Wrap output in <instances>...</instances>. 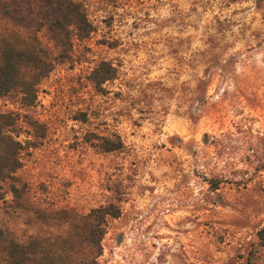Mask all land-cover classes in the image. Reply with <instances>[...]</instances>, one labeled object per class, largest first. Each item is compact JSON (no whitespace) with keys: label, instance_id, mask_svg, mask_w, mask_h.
<instances>
[{"label":"rangeland","instance_id":"374dc122","mask_svg":"<svg viewBox=\"0 0 264 264\" xmlns=\"http://www.w3.org/2000/svg\"><path fill=\"white\" fill-rule=\"evenodd\" d=\"M83 5L92 32L35 93L0 98V225L75 262L80 216L112 206L95 264H264V0ZM51 16L49 0H0V36L53 53ZM102 62L115 75L97 87Z\"/></svg>","mask_w":264,"mask_h":264},{"label":"trees","instance_id":"16d2710c","mask_svg":"<svg viewBox=\"0 0 264 264\" xmlns=\"http://www.w3.org/2000/svg\"><path fill=\"white\" fill-rule=\"evenodd\" d=\"M83 1L49 0L52 16L50 20L43 21L41 26H45V30L50 34V41L55 49L53 53L40 50L36 36L27 39L18 37L15 42L0 36V98L15 92L24 98L35 93L38 81L46 76L52 65L67 59L66 52L72 44V38L84 39L92 32V24L86 14ZM11 19L15 18L11 17ZM24 71L27 73L25 74ZM28 73L33 74L32 82L29 81ZM114 75L115 69L110 64L102 62L94 69L92 82L99 87L113 79ZM9 119L8 115L0 113V140L5 139L2 130L9 125L7 124ZM120 144L119 139L116 143L106 140L103 147L105 151H114L119 149ZM17 165L18 160L15 158L4 161L2 167L7 170V178L10 173H14ZM10 188L12 195L18 197L19 190L13 185ZM70 214L73 217L77 215ZM117 215L118 210L110 206L95 208L80 216L84 228L83 242L87 250L84 259H76L75 262H72L73 257L70 255L72 249L69 254L55 255L53 253L55 242L53 243L50 238L17 239L10 236L8 230L0 225V264H95L96 258L101 253L103 225L107 217L115 218Z\"/></svg>","mask_w":264,"mask_h":264}]
</instances>
